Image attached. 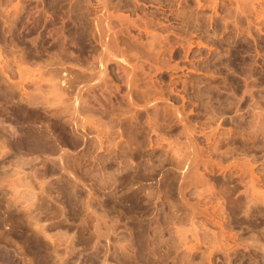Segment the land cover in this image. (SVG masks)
<instances>
[{"label":"rangeland","instance_id":"1","mask_svg":"<svg viewBox=\"0 0 264 264\" xmlns=\"http://www.w3.org/2000/svg\"><path fill=\"white\" fill-rule=\"evenodd\" d=\"M104 3L113 15L132 19L127 20L131 27L124 20L122 28L117 19L108 21V32L114 28L116 34L106 29L103 39L109 35L113 41L97 32L107 25L98 17ZM99 22L103 26L94 27ZM149 34L162 46V53L153 52L158 58L148 48ZM103 41L117 45L108 47ZM114 55L122 56L121 64ZM143 77L164 98L153 106L145 103ZM90 81L97 86L92 82L94 88L81 96L88 104L84 108L80 97L76 105L86 126L79 122L77 130L87 137L74 148L63 146L59 128L73 115L65 103L74 104L68 99L76 86ZM0 82V264H23L14 255L30 256L28 264H264V0H0ZM46 87L52 88L53 100ZM57 92L56 97L69 96L65 103L67 97L60 98L64 105L54 98ZM35 116L47 124L36 122ZM4 121L18 130L15 135ZM23 202L32 205L27 208Z\"/></svg>","mask_w":264,"mask_h":264},{"label":"bare ground","instance_id":"2","mask_svg":"<svg viewBox=\"0 0 264 264\" xmlns=\"http://www.w3.org/2000/svg\"><path fill=\"white\" fill-rule=\"evenodd\" d=\"M103 1H104V0H103ZM101 2H102V1H101ZM98 4H100V3H98ZM107 5H108L107 3H104V4H103V8H102L103 10H102V11H105V13H104V12L102 13V11H101V13H102V14H105V15H101V13H100V15L102 16V17H101L100 15L97 14L98 17H100L99 19H101L100 21H102V19H103V20L105 19L106 21H104V22H106V24H107L109 20L112 21V19H113V20L117 19L116 21L119 23V26L122 28L124 22H125V25H124V26H126L127 23H128V21L130 22V21L132 20L131 17L128 18V17H127L126 15H124V14H121V15H120V14H119L120 12H119L118 14H119L120 16H124V17L120 18V16H118V15H116V14L113 15L112 12H110V11H109V8H108V7H110V5H109V6H107ZM98 6H99V5H98ZM111 6H112V5H111ZM117 9H118V8H117ZM124 9H125V8H124ZM98 10H99V9H98ZM118 10H119V9H118ZM113 12H114V11H113ZM122 13H123V12H122ZM125 16H126V17H125ZM93 17H94V16H93ZM98 17H97V18H98ZM95 18H96V17H95ZM127 18H128V19H127ZM136 18H137V17H136ZM136 18H135V19H136ZM92 19H93V18H92ZM99 19H97V20L99 21ZM129 19H131V20H129ZM138 19H139V18H138ZM93 20H95V19H93ZM124 20H125V21H124ZM127 20H128V21H127ZM139 20H140V19H139ZM139 20H137V21H138V22H141V21H139ZM91 21H92V20H91ZM111 21H110V22H111ZM123 21H124V22H123ZM134 21H135V20H133V22H134ZM92 22H93V21H92ZM110 22H109V23H110ZM131 22H132V21H131ZM135 22H136V21H135ZM95 23H97V22L94 21V24H95ZM102 23H103V22H102ZM102 23L99 22V23L96 24V26H94V27H97V25H99V26H98V28H99L100 25H102ZM143 23H144V25H145V22H143ZM147 23H148V22H147ZM91 24H93V23H91ZM130 24L133 25L132 23H129L128 25H130ZM103 25H104V27H103V28L101 27V28H102L101 32L98 31V30H100V29L97 30L98 33H102V36H101V34H98L99 36L102 37V39H103V32H102V31H104V30L106 31V29H107V32H108V28H109V24L105 25V24L103 23ZM103 25H102V26H103ZM128 25H127V26H128ZM131 25H130V27H131ZM136 25H137V23H136ZM136 25H135V27H138V26H136ZM140 25H142V23H141ZM105 26H106V28H105ZM111 27H114V25H112ZM115 27H116V26H115ZM139 27H140V26H139ZM141 27H142V26H141ZM92 28H93V26H92ZM104 28H105V29H104ZM132 28H133V27H132ZM143 28H144V26H143ZM143 28H142V31H144L145 29H147V27H146L144 30H143ZM109 29H110V28H109ZM113 29H114V28H113ZM113 29H112V32L115 33L116 29H114L115 31H113ZM127 29H128V27H127ZM127 29H126V33L128 32ZM137 29H138V28H137ZM117 30H118V29H117ZM120 30H121V29L119 28V31H120ZM55 31H56V30H55ZM61 32H62V31H61ZM107 32H105V33L107 34ZM109 32H110V30H109ZM109 32H108V33H109ZM146 32H147V30H145V33H146ZM148 32H149V31H148ZM148 32H147V33H148ZM105 33H104V34H105ZM114 33H111V32H110V34H112V35H113ZM117 33L120 34V32H118V31H117ZM126 33H125V34H126ZM93 34H94V32H93ZM115 34H116V33H115ZM127 34H128V33H127ZM139 34H140V33H139ZM91 35H92V34H91ZM117 35H118V34H117ZM122 35H123V34H122ZM149 35H150V37H152V38H151V40H150L151 42L149 41V42H150V46H148V48L150 47L149 49H153V50H152V53H153V52H154V53L161 52L162 50H160V48H161L162 46L160 45V43H159V44H156L155 41H156L157 39H156V40L154 39V38H156V37H154V36H156V35H155V34H154V35H153V34H149ZM151 35H153V36H151ZM61 36H62V35H61ZM95 36H96V35H95ZM99 36H98V38H100ZM105 36H106V35H104V39H105L106 37H108V40H107V41H109V39H110V41H113V40H114V38L112 39L109 35H107L106 37H105ZM118 36H119V35H118ZM161 37H162V36H161ZM164 37H165V36H164ZM65 38H66V37H65ZM122 38H124V37H122ZM157 38L161 39L160 36H158ZM62 39H63V37H62ZM102 39H101V40H102ZM104 39H103V40H104ZM115 39H116V38H115ZM126 39H127V38H126ZM134 39H135V38H134ZM152 39H154V41H153ZM159 39H158V40H159ZM64 40H65V39H64ZM95 40H97V39H95ZM129 40H130V39H129ZM163 40H164V39H163ZM165 40H166V38H165ZM99 41H100V40H99ZM105 41H106V39H105ZM105 41H103V43H105V44L107 43V44H106L107 46H108V43H109V44H111L112 47H114V48H115V46L117 45V43L119 42V41H117V39H116L117 43H116V42H105ZM124 41H125V40H124ZM127 41H128V40H127ZM95 42H96V41H95ZM101 42H102V41H101ZM122 42H123V41H122ZM122 42H121V43H122ZM152 42H153V43H152ZM154 42H155V43H154ZM163 42L165 43V41H163ZM163 42H161V44H162ZM97 43H98V42H97ZM103 43H102V46H103ZM113 43H115V44L113 45ZM157 43H158V42H157ZM33 44H34V43H33ZM124 44H125V43H124ZM131 44H132V43H131ZM146 44H147V43H146ZM153 44H154V45H153ZM106 45H105V46H106ZM132 45H133V44H132ZM140 45H142V43H141ZM143 45H144V44H143ZM155 45L157 46V48H158L159 45H160V48H158L157 51L154 49V48H155ZM162 45H163V44H162ZM63 46H64V45H63ZM65 46H66V45H65ZM102 46H101V47H102ZM107 46H106V47H107ZM144 46H145V45H144ZM144 46H143V47H144ZM106 47H105V48H106ZM108 47H110V45H109ZM112 47H111V48H112ZM145 47L147 48V45H146ZM58 48H59V47H58ZM103 48H104V47H103ZM146 48H145V50H146ZM157 48H156V49H157ZM62 49H63V48H62ZM139 49H140V48H139ZM149 49H148V50H149ZM60 50H61V49H60ZM65 50H66V49H65ZM108 50H110V49H108ZM121 50H123V49H121ZM121 50H120V51H121ZM124 50H125V49H124ZM137 50H138V49H137ZM143 50H144V49H143ZM145 50H144V51H145ZM148 50H147V53L149 52ZM159 50H160V51H159ZM14 51H15V50H14ZM102 51H103V50H102ZM102 51H101V52H102ZM112 51L115 52V51H117V49H116V50H115V49H114V50L112 49ZM42 52H43V51H42ZM68 52H70V51H68ZM106 52L108 53V51L105 50V53H106ZM110 52H111V51H110ZM117 52H118V51H117ZM117 52H116V54H117ZM123 52H124V51H123ZM135 52H136V51H135ZM34 53H35V52H34ZM107 53H106V54H107ZM111 53H112V52H111ZM120 53H121V52H120ZM126 53H127V52H126ZM152 53L150 52V54H152ZM154 53H153V54H154ZM161 53H162V52H161ZM161 53H160V54H161ZM38 54H39V51H38ZM62 54H63V53H62ZM70 54H71V53H70ZM118 54H119V53H118ZM121 54H122V53H121ZM132 54H133V53H132ZM132 54H130V56H132ZM137 54H139V51H138ZM150 54H149V56H150ZM12 55H13V54H12ZM64 55H65V54H64ZM112 55H113V54H112ZM134 55H135V54H134ZM134 55H133V56H134ZM157 55H158V54H157ZM162 55H163V54H162ZM55 56H56V54H55ZM66 56H67V55H66ZM71 56H72V55H70V57H71ZM109 56H110V55H109ZM109 56H108V57H109ZM114 56H115V55H114ZM118 56H119V55H118ZM118 56H115V57L118 58ZM122 56H123V54H122ZM122 56H121V57H122ZM130 56H129V58L131 59ZM149 56H148V57H149ZM154 56H155V58L157 57L155 54H154ZM164 56H165V54H164ZM46 57H47V56H46ZM57 57H58V56H57ZM75 57H76V56H75ZM100 57H102V54H101ZM111 57H112V56H111ZM121 57H120V58H121ZM127 57H128V56H127ZM127 57H126V58L124 57V58H125V59H128ZM137 57H138V56H137ZM151 57L154 58L153 55H152ZM8 58H9V57H8ZM102 58H103V57H102ZM116 58H115V59H116ZM120 58H118L119 60H117L118 63H119V61L121 60ZM149 58H150V57H149ZM155 58H154V60H156ZM157 58H158V57H157ZM168 58H169V57H168ZM58 59H59V58H58ZM58 59H57V60H58ZM143 59H144V58H143ZM146 59H147V58H146ZM161 59H162V58H161ZM161 59H160V61H161ZM4 60H5V59H4ZM45 60H46V59H45ZM49 60H50V59H49ZM51 60H52V59H51ZM72 60H73V59H72ZM101 60H104V59H101ZM157 60H158V59H157ZM164 60H165V59H164ZM166 60H167V59H166ZM22 61H23V60H22ZM60 61H61V60H60ZM97 61H98V60H97ZM114 61H115V60H114ZM123 61H124V60H123ZM17 62H18V61H17ZM50 62H52V61H50ZM70 62H71V61H70ZM101 62H102V61H101ZM127 62H129V61L127 60ZM133 62H134V61H133ZM136 62H137V61H136ZM154 62H155V61H154ZM162 62H163V61H162ZM164 62H165V61H164ZM44 63H45V62H44ZM64 63H65V62H64ZM83 63H84V62H83ZM95 63H96V62H95ZM99 63H100V62H99ZM102 63H103V65H104L105 62H102ZM115 63H116V62H115ZM130 63H131V62H130ZM137 63H138V62H137ZM167 63H168V62H167ZM16 64H17V63H16ZM25 64H26V63H25ZM27 64H28V63H27ZM52 64H53V63H52ZM61 64H62V63H61ZM61 64H60V65H61ZM86 64H87V63H86ZM120 64H121V61H120ZM131 64H133V63H131ZM4 65H5V64H4ZM7 65H8V64H7ZM49 65H50V64H49ZM53 65H54V64H53ZM66 65H67V64H66ZM135 65H136V64H135ZM139 65H140V64H139ZM165 65H166V64H165ZM15 66H19V67H21L20 65H15ZM22 66H23V65H22ZM28 66H29V65H28ZM28 66H27V67H28ZM54 66H55V65H54ZM69 66H70V65L68 64V67H69ZM73 66H74V65H73ZM73 66H72V67H73ZM82 66H83V65H82ZM117 66H118V64H117ZM119 66H121V65H119ZM24 67H25V66L22 67V70L26 68V67H25V68H24ZM37 67H38V66H37ZM37 67H36V68H37ZM45 67H46V66H45ZM45 67H44V68H45ZM59 67H60V66H59ZM59 67H58V68H59ZM78 67H79V66H78ZM93 67H94V66H93ZM123 67H124V66H123ZM127 67H128V66H127ZM132 67H133V65H132ZM132 67H131V68H132ZM16 68H18V67H16ZM28 68H29V67H28ZM28 68H27V69H28ZM30 68H31V67H30ZM36 68H34V70H35ZM38 68H41V67H38ZM44 68H42V69H44ZM47 68H48V66L46 67V69H47ZM52 68H54V67H52ZM61 68H62V66H61ZM80 68H82V67H80ZM87 68H88V67H87ZM96 68H97V67H96ZM121 68H122V67H121ZM135 68L137 69L136 66H135L133 69H135ZM148 68H150V66H148ZM2 69H3V68H2ZM9 69H10V68H9ZM14 69H15V68H14ZM54 69H56V68H54ZM70 69H71V68H70ZM75 69H76V68H75ZM77 69H79V68H77ZM98 69H99V68H98ZM122 69H123V68H122ZM128 69H129V68H128ZM128 69H125V70L127 71ZM139 69H140V68H139ZM139 69H138V70H139ZM142 69H144V68H142ZM142 69H141V71H142ZM151 69H152V68H151ZM155 69H156V68H155ZM7 70H8V69H7ZM16 70H17V69H16ZM31 70H32V69H31ZM39 70H40V69H39ZM44 70H45V69H44ZM65 70H66V69H65ZM73 70H74V69H73ZM84 70H86V69H84ZM88 70H89V69H88ZM101 70H102V69H101ZM18 71H19V69H18ZM18 71H17V72H18ZM23 71H24V70H23ZM27 71H28V70H27ZM63 71H64V70H63ZM79 71H80V69H79ZM79 71H78V72H79ZM98 71H99V70H98ZM102 71H103V70H102ZM102 71H100L101 74L104 73V72H102ZM105 71H106V70H105ZM118 71H119V70H118ZM123 71H124V70H123ZM126 71H125V73H126ZM133 71H134V70H133ZM136 71H137V70H136ZM19 72H21V71H19ZM29 72H31V71L29 70ZM29 72H26V73H29ZM33 72H34V73H37V72H35V71H33ZM51 72H52V71H51ZM60 72H61V71H60ZM66 72H67V71H66ZM69 72H70V71H69ZM71 72H72V71H71ZM80 72H83V71H80ZM92 72H93V71H92ZM94 72H95V70H94ZM128 72H129V71H128ZM128 72H127V73H128ZM137 72H138V71H137ZM139 72H140V71H139ZM2 73H3V72H2ZM13 73H14V71H13ZM26 73H24V74H26ZM38 73H40V72L38 71ZM41 73H42V72H41ZM41 73H40V75H41ZM43 73H44V72H43ZM57 73H58V72H57ZM62 73H63V72H62ZM88 73H89V72H88ZM95 73H96V72H95ZM95 73H93V74L95 75ZM100 73H99V74H100ZM125 73H124V74H125ZM127 73H126V74H127ZM129 73H130V72H129ZM132 73H133V72H132ZM147 73H148V71H147ZM154 73H155V72H154ZM7 74H8V73H7ZM19 74L24 75L23 72H22V73H19ZM31 74H32V73H31ZM50 74H51V73H50ZM69 74H70V73H69ZM73 74H75V72H74ZM82 74H83V73H82ZM91 74H92V73H91ZM91 74H90V77H91ZM93 74H92V75H93ZM97 74H98V73H97ZM99 74H98V75H99ZM106 74H107V72H106ZM126 74H125V75H126ZM130 74H131V73H130ZM130 74H129V75H130ZM133 74H134V73H133ZM133 74H131V75L133 76ZM136 74H137V73H136ZM136 74H134V75L136 76ZM144 74H145V73H144ZM144 74H143V75H144ZM1 75H2V74H1ZM42 75H43V74H42ZM51 75H52V74H51ZM56 75H57V74H56ZM66 75H67V74H66ZM77 75H78V74H77ZM104 75H105V73H104ZM104 75L102 74V75H100V76H101V77H105ZM140 75H141V74H140ZM143 75H142V76H143ZM148 75H149V74H148ZM150 75H151V72H150ZM150 75H149V76H150ZM152 75H153V73H152ZM33 76H34V75H33ZM60 76H61V73H60ZM60 76H59V78H60ZM62 76H63V75H62ZM64 76H65V75H64ZM73 76H74V75H73ZM126 76H128V75H126ZM138 76H139V75H138ZM8 77H9V76H8ZM27 77H28V75H27ZM27 77H26V78H27ZM29 77H31V76H29ZM53 77H55V76H53ZM57 77H58V76H57ZM57 77H56V78H57ZM66 77H67V76H66ZM69 77H70V76H69ZM86 77H87V76H86ZM106 77H107V76H106ZM1 78H3V77L1 76ZM6 78H7V77H6ZM21 78H22V77H21ZM24 78H25V77H24ZM31 78H32V77H31ZM38 78H39V76L37 77V79H38ZM41 78H42V77H41ZM41 78H40V79H41ZM44 78H45V76L43 77V79H44ZM67 78H68V77H67ZM74 78H76V77H74ZM77 78H79V77H77ZM98 78H99V77H98ZM107 78H108V77H107ZM125 78H126V77H125ZM128 78H129V77H128ZM134 78L136 79V77H134ZM134 78H133L132 80H133L134 82H136L137 80H135ZM139 78H140V77H139ZM146 78H147V77H143V79H142V81H143V82H142V86L146 88V89H144V91H143V92H144V95H145V93H146L145 96H147V98L145 97V99H146V102H145V103H146L147 105H149V102H150V106H153V105H155L154 102L157 101V103H158L160 100H162V99H164V98H163V97L161 98L162 94H160V90H159V92H158V91H157V88H156V89L154 88L155 86H153L152 81H151L149 78H148V79H146ZM12 79H13V78H12ZM19 79H20V78H19ZM40 79H39V80H40ZM48 79H49V78H48ZM48 79H47V80H48ZM82 79H83V77H82ZM87 79H88V78H87ZM95 79H96V78H95ZM95 79H94V81L96 82ZM105 79H106V78H105ZM121 79L123 80V78H121ZM126 79H127V78H126ZM1 80H2V79H1ZM13 80H14V79H13ZM13 80H12V81H13ZM17 80H18V78H17ZM22 80H23V79H22ZM26 80H28V78H27ZM32 80H33V79H32ZM39 80H38V81H39ZM41 80H42V79H41ZM53 80H54V78H53ZM64 80H65V79H64ZM66 80H67V79H66ZM97 80H98V82H99V79H97ZM107 80H108V79H107ZM138 80H139V79H138ZM8 81H9V80H8ZM18 81H20V80H18ZM59 81H60V80H59ZM62 81H63V79H62ZM75 81H77V80H75ZM78 81H79V80H78ZM94 81H92V82H94ZM100 81H101V79H100ZM102 81H103V78H102ZM109 81H110V80H109ZM109 81H108V82H109ZM127 81H128V80H127ZM14 82H15V81H14ZM14 82H12V84H15V86H16V84L19 85L18 82H17V83H14ZM23 82H25V81H23ZM33 82H34V81H33ZM33 82H32V83H33ZM40 82H41V81H40ZM43 82H44V81H43ZM57 82H58V81L55 82L56 85H57ZM82 82H83V81H82ZM82 82H81V83H82ZM90 82H91V81H90ZM92 82H91V83H86V82H85V84L82 83V84H83L82 86H81V85H80V86L77 85V86H76L77 89H76V87H75V89H76L75 91H76V92L72 94V96H73V95H74V96H73L72 98H71V96H70V97L68 96L69 99H68L67 96H65L67 93H66V94H63L65 97H64V96H61L62 94L60 95V93H59V97L57 96L59 99L56 97V95H57L58 92H59V91L57 90V88H58L59 86L61 87V85H57V88L55 89L56 91H58V92L55 94V96H54V98L56 99L57 103L60 102V98H61V97L63 98V100H64V98L67 97V98L65 99L64 103L67 101V99H68V100L72 99V101H73V103H74V104H71V105H70V101H68V102L65 103V104H68V106H69L68 109H69L70 107L73 109V111H71V113H72L73 115H71L70 112H69V114L72 116V117L70 118V122L68 121L70 124L68 123V125H67V124H66V125H64V124H63V125H60L59 133H58V131L56 130L57 133H58V137H59V139H60V142L63 144V146H64V145H66V146H67V145H70L71 147L74 148L75 146H77L76 144H78L77 141H84V139L87 137V136L85 137V134H83V135H84V136H83V135L77 130V129H79L78 126H79L80 124H82V127H81V128H83V127L85 126V124L83 125V122L81 123V122L79 121V119L81 118V116H80V115H77L78 110H77V106H76V105L78 104L77 102L80 103L79 99H80V97H81L82 95H84L83 92H87V93H88L90 88H94L95 85L97 86V83H95V82H94L95 84H94V86H93V85H92ZM104 82H106V81H104ZM128 82H130V81H128ZM134 82H133V84H134ZM137 82H138V81H137ZM139 82H140V80H139ZM0 83H1V82H0ZM20 83H22V81H20ZM37 83H38V82H37ZM50 83L53 84V82H50ZM59 83H61V81H60ZM69 83H70V82H69ZM69 83H68V84H69ZM71 83H74V82H71ZM112 83H113V82H112ZM140 83H141V82H140ZM2 84H3V83H2ZM23 84H24V83H23ZM27 84H28V83H27ZM38 84H39V83H38ZM41 84H42V83H41ZM48 84H49V83H48ZM99 84H100V83H99ZM99 84H98V85H99ZM104 84H105V83H104ZM109 84H110V83H109ZM125 84H126V83H125ZM128 84L131 86L130 83H128ZM133 84H132V85H133ZM20 85H21V84H20ZM33 85H34V84H33ZM49 85H50V84H49ZM49 85H48V86H49ZM53 85H54V84H53ZM53 85H52V87H53ZM63 85H64V84H63ZM63 85H62V86H63ZM65 85H66V84H65ZM71 85H72V84H71ZM74 85H75V84H74ZM105 85H106V84H105ZM105 85H104V86H105ZM110 85H111V84H110ZM113 85H116V84H113ZM126 85H127V84H126ZM134 85H135V88H136V89H135V88H134V89L137 90V86H138L137 83H135ZM1 86H2V85H1ZM6 86H7V85H6ZM23 86H24V85H23ZM31 86H32V85H31ZM46 86H47V85H46ZM50 86H51V85H50ZM9 87H10V86H9ZM43 87H45V86H43ZM54 87H56V86H54ZM69 87H70V86H69ZM100 87H101V86H100ZM100 87H99V88H100ZM13 88L15 89L14 85H13ZM17 88H18V87H17ZM17 88H16V89H17ZM19 88H20V87H19ZM41 88H42V87H41ZM97 88H98V87H97ZM110 88H111V87H110ZM116 88H118V87H116ZM116 88H115V89H116ZM131 88H132V87H131ZM23 89H25V88H23ZM44 89L47 90L48 87L43 88V90H44ZM59 89H60V91H61L62 88H59ZM140 89H141V88H140ZM9 90H10V89H9ZM11 90H12V88H11ZM30 90H32V89H30ZM30 90H29V91H30ZM46 90H44V91H46ZM48 90H49V91H48L49 93H48L47 91H46V92H47V94H49L48 96H51L50 91L52 90V88H51V89L49 88ZM90 90H91V89H90ZM100 90H101V89H100ZM104 90H105V89H104ZM104 90H103V91H104ZM108 90H109V89H108ZM116 90H117V89H116ZM130 90H131V89H130ZM142 90H143V89H142ZM13 91H14V90H13ZM16 91H17V90H16ZM18 91H19V90H18ZM21 91H22V90H21ZM39 91H40V90H38V92H39ZM56 91H55V92H56ZM62 91H64V90H62ZM101 91H102V90H101ZM106 91H107V90H106ZM109 91H110V90H109ZM109 91H108V92H109ZM30 92H32V91H30ZM36 92H37V90H36ZM40 92H41V91H40ZM40 92H39V93H40ZM42 92H43V91H42ZM53 92H54V89H53ZM55 92H54V93H55ZM65 92H66V91H65ZM92 92H93V90H92ZM116 92H117V91H116ZM126 92H127V91H126ZM126 92H125V93H126ZM135 92H136V94L138 93L137 91H135ZM143 92H142V93H143ZM20 93H21V92H20ZM32 93H33V92H32ZM32 93H31V94H32ZM54 93H53L52 95H54ZM61 93H63V92H61ZM87 93H86V94H87ZM97 93H98V92H97ZM100 93H101V92H100ZM125 93H124V94H125ZM132 93H133V90H132ZM17 94H18V93H17ZM41 94H42V93H41ZM44 94H45V93H44ZM89 94H90V93H89ZM89 94H88V95H89ZM111 94H112V92H111ZM122 94H123V93H122ZM122 94H120V95H122ZM129 94H131V93H129ZM10 95H11V93H10ZM21 95H22V94H21ZM88 95H87V96H88ZM95 95H96V94H95ZM95 95H94V97H95ZM101 95H102V94H101ZM138 95H139V94H138ZM18 96H19V95H18ZM25 96H26V95H25ZM25 96H24V97H25ZM39 96H40V95H39ZM42 96H43V94L41 95V97H42ZM102 96H103V95H102ZM104 96H105V95H104ZM104 96H103V97H104ZM127 96H128V95H127ZM139 96H141V95H139ZM142 96H143V95H142ZM142 96H141V97H142ZM22 97H23V96H22ZM84 97H85V96H84ZM96 97H97V96H96ZM98 97H99V96H98ZM103 97H102V98H103ZM105 97H106V96H105ZM130 97H131V96H130ZM46 98H47V96H46ZM48 98H49V97H48ZM48 98H47V99H48ZM51 98H52V96H51ZM51 98H50V99H51ZM81 98H83V97H81ZM99 98H100V97H99ZM122 98H123V97H122ZM21 99H22V98H21ZM41 99H42V98H41ZM84 99H85V98H83V100H84ZM109 99H111V98H109ZM128 99H129V98H128ZM128 99H127V101H128ZM143 99H144V98H143ZM145 99H144V100H145ZM44 100H45V99H44ZM51 100H53V98H52ZM58 100H59V101H58ZM63 100H61V102H60V104H62V105H64V104H63ZM90 100H91V98H90ZM96 100H97V99H95V101H96ZM106 100H107V99H106ZM16 101H17V100H16ZM23 101H24V100H23ZM46 101H47V100H46ZM48 101H49V100H48ZM48 101H47V102H48ZM54 101H55V100H54ZM54 101H52V102H54ZM97 101H98V100H97ZM41 102H42V101H41ZM43 102H44V101H43ZM81 102H82V100H81ZM125 102H126V101H125ZM131 102H132V101H131ZM133 102H134V101H133ZM147 102H148V103H147ZM161 102H162V101H161ZM45 103H46V102H45ZM71 103H72V102H71ZM82 103H83V102H82ZM86 103L88 104V101L86 102V99H85V102H84L85 106H84V108L86 107ZM99 103H100V102H99ZM129 103H130V102H129ZM38 104H39V103H38ZM47 104H48V103H47ZM52 104H53V103H52ZM55 104H56V102H55ZM55 104H53V105H55ZM58 104H59V103H58ZM92 104H93V103H92ZM127 104H128V103H127ZM130 104H131V103H130ZM130 104H129V105H130ZM151 104H152V105H151ZM160 104H161V103H160ZM1 105H2V104H1ZM49 105H50L49 107H52L51 104H49ZM56 105H57V104H56ZM62 105H61V106H62ZM72 105H73V106H72ZM80 105H82V104H80ZM80 105H79V106H80ZM102 105H103V104H102ZM134 105H135V104H134ZM143 105L146 106L145 104H143ZM8 106H9V105H8ZM16 106H18V105H16ZM44 106H46V105H44ZM79 106H78V107H79ZM88 106H89V105H88ZM135 106H137V104H136ZM135 106H134V107H135ZM160 106H161V105H160ZM39 107H40V106H39ZM62 107H63V106H62ZM66 107H67V106H66ZM66 107H64V109H65ZM80 107H81V106H80ZM90 107H92V106H90ZM96 107H97V106H96ZM96 107H95V108H96ZM131 107H132V106H131ZM2 108H3V107H2ZM19 108H20V107H19ZM55 108H56V109L59 108V105H58V107H57V106H54V110H55ZM60 108H61V107H60ZM98 108H99V106H98ZM111 108H112V106H111ZM146 108H147V107H146ZM64 109H63V110H64ZM92 109H93V108H92ZM133 109H134V108H133ZM46 110H47V109H46ZM52 110H53V108H52ZM52 110H51V111H52ZM90 110H91V109H90ZM101 110H102V107H101L100 111H101ZM107 110H108V109H107ZM124 110H125V109H124ZM22 111H23V110H22ZM60 111H61V113H62V108H61ZM66 111H67V108L64 110V112H66ZM68 111H70V110H68ZM82 111H83V110H82ZM95 111H96V110H95ZM103 111H104V110H103ZM49 112H50V111H49ZM64 112H63V113H64ZM97 112H98V111H97ZM24 113H25V112H24ZM53 113H54V111H53ZM53 113H52V114H53ZM55 113H57V112H55ZM66 113H67V112H66ZM66 113H65V114H66ZM108 113H109V112H108ZM119 113H120V112H119ZM123 113H124V112H123ZM32 114H33V113H32ZM39 114H40V113H39ZM114 114H115V113H114ZM8 115H9V114H8ZM15 115H16V114H15ZM53 115H55V114H53ZM53 115H52V116H53ZM85 115H86V114H85ZM94 115H95V114H94ZM100 115H101V114H100ZM117 115H118V114H117ZM132 115H133V114H132ZM6 116H7V115H6ZM77 116H80V118L77 117ZM83 116H84V115H83ZM123 116H124V115H123ZM126 116H127V115H126ZM128 116H129V115H128ZM24 117H25V116H24ZM62 117H64V115H62ZM67 117H68V116H67ZM87 117H88V116H87ZM116 117H117V116H116ZM124 117H125V116H124ZM129 117H130V116H129ZM133 117H134V116H133ZM2 118H3V117H2ZM11 118H12V117H11ZM30 118H33V116H32V117L29 116V120H30ZM34 118H35V121H36V120H37V119H36V116H35ZM78 118H79V119H78ZM82 118H83V117H82ZM82 118H81V119H82ZM84 118H85V117H84ZM125 118H126V117H125ZM48 119H49V118H48ZM64 119H65V118H64ZM87 119H88V118H86V120H87ZM90 119H92V117H91ZM119 119L121 120L120 117H119ZM122 119H123V118H122ZM131 119H132V118H131ZM0 120H1V119H0ZM51 120H52V122H53V118H52ZM56 120L59 121L60 119H59V120L56 119ZM83 120H84V119H83ZM93 120H94V119H93ZM93 120H92V121H93ZM120 120H119V121H120ZM7 121H8V120H7ZM32 121H33V120H32ZM32 121H31V122H32ZM37 121H38V120H37ZM37 121H36V122H37ZM39 121H40V122H39ZM39 121H38V123H41V120H39ZM48 121H49V120H48ZM54 121H55V120H54ZM88 121H89V119L87 120L86 123H89ZM126 121H127V120H126ZM181 121H182V120H181ZM4 122H5V121H4ZM27 122H29V121L27 120ZM66 122H67V121H66ZM66 122H64V123H66ZM79 122H80V124H79ZM98 122H99V121H98ZM98 122H97V123H98ZM129 122H130V121H129ZM131 122H132V121H131ZM5 123H6V122H5ZM9 123H10V122H9ZM33 123H34V122H33ZM56 123H57V122L55 121V124H56ZM90 123H91V122H90ZM95 123H96V121H95ZM95 123H94V124H95ZM119 123H120V122H119ZM6 124H7V123H6ZM28 124H30V122H29ZM41 124H44V123L42 122ZM45 124H47V123H45ZM45 124H44V125H45ZM49 124H51L50 121H49L48 125H49ZM53 124H54V123H53ZM59 124H60V123H59ZM0 125H1V124H0ZM7 125H9V124H7ZM24 125H25V124H24ZM34 125H35V124H34ZM36 125L39 126L38 124H36ZM44 125H43V126H44ZM56 125H57V124H56ZM97 125H98V124H97ZM3 126H4V125H3ZM30 126H31V125H30ZM46 126H47V125H46ZM67 126H69V128H67ZM28 127H29V125H28ZM39 127H40V126H39ZM44 127H45V126H44ZM48 127H50V126H48ZM48 127H47V128H48ZM54 127H55V126H54ZM56 127H57V126H56ZM70 127H71V128H70ZM29 128H30V127H29ZM40 128H41V127H40ZM45 128H46V127H45ZM51 128H52V127H50V131H51V132L54 131L55 128H53V130H52ZM85 128H86V126H85ZM105 128H106V130H108L107 127H105ZM3 129H4V128H3ZM6 129L9 130V132H10L12 135H15L16 132L18 131V130L16 131V128H15L14 126H12V124L9 125V126H7ZM56 129H57V128H56ZM7 130H6V131H7ZM28 130H29V129H28ZM83 130H84V129H83ZM96 130H97V128H96ZM104 130H105V129H104ZM31 131H32V128H31ZM31 131L29 130L30 135L33 133V132L31 133ZM85 131H86V130H85ZM85 131H83V132H85ZM87 131H88V130H87ZM119 131L121 132V130H119ZM184 131H185V130H184ZM4 132H5V131H4ZM22 132H23V131H22ZM46 132H47V131H46ZM54 133H55V131H54ZM54 133H53V134H54ZM85 133H86V132H85ZM108 133H109V131H108ZM122 133H123V132H122ZM185 133H186V132H185ZM8 134H9V133H8ZM11 134H10V135H11ZM17 134H18V133H17ZM36 134H37V133H36ZM50 134H51V133H50ZM96 134H97V133H96ZM103 134H105V133H103ZM125 134H126V133H125ZM188 134H189V133H188ZM12 135H11V136H12ZM34 135H35V133H34ZM34 135H33V136H34ZM42 135H43V134H42ZM97 135H98V134H97ZM106 135H108V134H106ZM117 135H118V134H117ZM127 135H128V134H127ZM189 135H190V134H189ZM16 136H17V135H16ZM39 136H40V135H39ZM39 136H38V134H37V139H38ZM50 136H51V135H50ZM54 136H55V135H54ZM92 136H93V135H92ZM92 136H90V137H92ZM120 136H122V135H120ZM13 137H15V136H13ZM18 137H19V136H18ZM55 137H56V136H55ZM55 137H52V138L56 139ZM103 137H104V136H103ZM129 137H130V136H129ZM35 138H36V137H35ZM41 138H42V137H41ZM41 138H40V139H41ZM186 138H187V137H186ZM3 139H4V138H3ZM49 139H50V138H49ZM14 140H15V139H14ZM17 140H18V139H17ZM26 140H27V139H26ZM42 140H43V139H42ZM42 140H41V141H42ZM86 140H88V139H86ZM89 140H90V139H89ZM190 140H191V138H190ZM53 142H56V140L53 141ZM58 142H59V141H58ZM58 142H57V144L54 143L55 145H57V147L59 146V145H58ZM87 142H88V141H87ZM40 143H41V142H40ZM82 143H83V142H82ZM0 144H2V143H0ZM62 144H61V145H62ZM5 145H6V144H5ZM5 145H4V146H5ZM38 145H41V144H38ZM61 145L59 146L60 148L62 147ZM80 145H81V144H80ZM83 145H84V144H83ZM1 146H3V145H1ZM1 146H0V147H1ZM3 148H4V147H3ZM60 148H59V149H60ZM77 148H78V147H77ZM80 149H81V146H80ZM0 150H1V149H0ZM54 150H56V149H54ZM62 150H63V152H65V151H67V150L70 151L69 149L65 150V148L62 149ZM64 150H65V151H64ZM77 150H79V149H77ZM60 151H61V150H60ZM68 151H67V152H68ZM55 152H56V151H55ZM0 153H2V152H0ZM3 153H4V152H3ZM58 153H59V152H58ZM65 153H66V152H65ZM72 153H74V152H72ZM72 153H71V154H72ZM4 154H5V153H4ZM35 154H36V153H35ZM40 154H41V153H40ZM61 154H62V153H61ZM71 154H70V155H71ZM20 155H21V154H20ZM37 155H38V154H37ZM45 155H46V154H45ZM45 155H44V156H45ZM59 155H60V154H59ZM72 155H73V154H72ZM191 155H192V154H191ZM21 156H22V155H21ZM31 156H32V155H30V157H31ZM57 156H58V155H57ZM0 157H1V156H0ZM18 157H19V156H18ZM24 157H25V156H24ZM30 157H29V158H30ZM45 157H46V156H45ZM48 157H49V156H48ZM54 157H56V156H54ZM58 157H59V159H57ZM58 157L55 158V159H57L58 162H60V160L62 161V159H60V158H62V156H58ZM68 157H69V156H68ZM84 157H85V156H84ZM192 157H193V156H192ZM194 157H195V156H194ZM196 157H197V156H196ZM196 157H195V158H196ZM15 158H16V157H15ZM22 158H23V157H22ZM34 158H35V157H34ZM41 158H42V157H41ZM49 158H50V157H49ZM184 158H185V157H184ZM19 159H20V158H19ZM30 159H31V158H30ZM52 159H54V158H52ZM55 159H54V161H55ZM67 159H68V158H67ZM198 159L201 160L200 158H198ZM198 159H196V160H198ZM21 160H22V159H21ZM25 160H26V159H25ZM33 160H34V159H33ZM63 160H64V159H63ZM182 160H183V159H182ZM199 160H198V161H199ZM6 161H7V160H6ZM23 161H24V159H23ZM26 161H27V160H26ZM38 161H39V160H38ZM40 161H41V160H40ZM42 161H43V159H42ZM66 161H67V160H66ZM66 161H65V162H66ZM71 161H72V160H71ZM180 161H181V160H180ZM186 161H187V160H186ZM190 161H192V160H190ZM190 161H189V162H190ZM193 161H195V160L193 159ZM193 161H192V163H195V162H196V161H195V162H193ZM198 161H197V162H198ZM24 162H25V161H24ZM45 162H46V159H45ZM51 162H52V161H51ZM62 162H63V161H62ZM197 162H196V164L199 165V162H198V163H197ZM25 163H26V162H25ZM36 163H37V162H36ZM36 163H35V164H36ZM41 163H42V162H41ZM43 163H44V162H43ZM180 163H181V162H180ZM200 163H201V162H200ZM32 164H33V162H32ZM35 164H34V165H35ZM52 164H53V163H52ZM60 164H61V163H59V165H60ZM63 164H64V163H63ZM63 164H61V165H63ZM183 164H184V163H183ZM190 164H191V163H190ZM21 165H24V164H21ZM34 165H33V166H34ZM44 165H45V164H44ZM59 165L57 164V166H59ZM61 165H60V167H61ZM66 165H67V164H66ZM187 165H189V164H187ZM69 166H70V165H69ZM69 166H68V167H69ZM71 166H72V165H71ZM179 166H180V164H179ZM12 167H13V166H12ZM41 167H42V166H40V168H41ZM49 167H50V166H49ZM62 167H63V166H62ZM62 167H61L60 169H62ZM196 167H198V166H197V165H194V170H193V172H196ZM33 168H34V167H33ZM35 168H36V167H35ZM35 168H34V169H35ZM42 168H43V167H42ZM63 168H64V167H63ZM66 168H67V167L64 168V171L66 170ZM69 168H70V167H69ZM182 168H183V166H182ZM192 168H193V166H191V167L189 168V170L187 169V171H185V173H188V171H189V172L192 171V170H191ZM2 169H3V168H2ZM5 169H6V168H5ZM11 169H12V168H11ZM36 169H37V168H36ZM180 169H181V168H180ZM184 169H185V168H184ZM184 169H183V171H184ZM7 170H8V169H7ZM29 170H31V169H29ZM68 170H69V171H68ZM68 170H66V172H69V173H70V172H71L70 169H68ZM74 170H75V169H74ZM11 171H12V170H11ZM33 171H34V170H33ZM33 171H32V174L35 175V173H33ZM38 171H39V168H38ZM38 171H37V172H38ZM40 171H41V170H40ZM51 171H52V170H51ZM53 171H54V170H53ZM19 172H21V171H19ZM19 172H18V173H19ZM29 172H30V171H29ZM29 172H28V174H29ZM37 172H36V173H37ZM60 172H61V171H60ZM66 172H65V173H66ZM193 172H192V173H193ZM12 173H13V172H12ZM18 173H17V174H18ZM24 173H25V172H24ZM43 173H44V171H43ZM63 173H64V172H63ZM63 173H61V174H63ZM179 173H180V172H179ZM185 173H184L183 175H185ZM7 174H8V173H7ZM14 174H15V173H14ZM19 174H21V173H19ZM19 174H18V175H19ZM30 174H31V173H30ZM46 174H47V173H46ZM52 174H53V173H52ZM58 174H59V173H58ZM66 174H67V173H66ZM71 174H72V173H71ZM71 174L69 175V177L72 176ZM74 174H75V173H74ZM74 174H73V175H74ZM9 175H10V174H9ZM18 175H17V176H18ZM56 175H57V174H56ZM67 175H68V174H67ZM177 175H178V174H177ZM187 175H188V174H187ZM187 175H186V177H187ZM189 175H190V174H189ZM15 176H16V175H15ZM17 176H16V177H17ZM29 176H30V175H29ZM36 176H37V175H36ZM39 176H40V175H39ZM44 176H45V175H44ZM52 176H55V174L52 175ZM59 176H60V175H59ZM84 176H85V175H84ZM16 177H15V178H16ZM20 177H22V176L20 175ZM46 177L48 178L49 176H46ZM55 177H56V176H55ZM55 177H54V178H55ZM57 177H58V176H57ZM64 177H65V176H64ZM74 177L78 178L77 175L74 176ZM74 177H72V178H73L72 180L74 181V179H75V182H76L77 179L74 178ZM5 178H6V177H5ZM10 178H11V177H10ZM13 178H14V177H13ZM30 178H31V176H30ZM39 178H41V177H39ZM42 178H43V177H42ZM54 178H53V179H54ZM84 178H85V177H84ZM180 178H182V177H180ZM183 178H185V176H183ZM31 179H32V178H31ZM33 179H34V178H33ZM78 179H80V178H78ZM4 180H5V179H4ZM11 180H12V179H11ZM13 180H14V179H13ZM40 180H41V179H40ZM43 180H44V179H43ZM57 180H59V179H57ZM63 180H64V179H63ZM68 180H69V179H68ZM80 180H81V179H80ZM184 180L186 181V179H184ZM184 180H183V181H184ZM21 181H22V180H21ZM24 181H25V180H24ZM37 181H38V180H37ZM41 181H42V180H41ZM41 181H39V183H38V182H37V183L35 182V183L37 184V186H38V184L41 185V184H40ZM44 181H47V180L45 179ZM44 181H42V182H44ZM48 181H50V180H48ZM48 181H47V183H48ZM55 181H56V180H55ZM61 181H62V180H61ZM82 181H83V180H82ZM185 181H184V182H185ZM187 181H188V180H187ZM2 182H3V181H2ZM12 182H13V181H12ZM15 182H16V181H15ZM53 182H54V181H53ZM57 182H58V181H57ZM86 182H87V181H86ZM6 183H8V182H6ZM21 183H22V182H21ZM47 183L45 182V184H47ZM54 183H55V182H54ZM81 183H84V182H81V181H80V184H81ZM87 183H88V182H87ZM179 183H180V181H179ZM42 184L44 185V183H42ZM59 184H61L60 181H59ZM65 184H66V183H65ZM74 184H75V183H74ZM84 184H85V183H84ZM181 184H182V182L180 183V185H181ZM184 184H185V183H184ZM3 185H4V184H3ZM19 185H20V184H19ZM19 185H18V186H19ZM25 185H26V183H25ZM30 185H31V184H30ZM48 185H49V184H48ZM71 185H72V183H71ZM78 185H79V184H78ZM8 186L10 187V185H8ZM8 186H7V187H8ZM26 186H28V185H26ZM41 186H42V185H41ZM44 186H45V185H44ZM52 186H54V185H52ZM66 186H67V185H66ZM83 186L85 187V185H83ZM83 186H82V187H83ZM181 186H182L183 188H185L183 184H182ZM12 187L14 188V185H13ZM12 187H11V188H12ZM16 187H17V186H16ZM20 187H23V185H22V186H19V188H16V189L18 190V189H20ZM38 187H39V186H38ZM48 187H50V186H48ZM48 187H47V188H48ZM67 187H68V186H67ZM75 187H76V186H75ZM77 187H78V186H77ZM182 187H181V188H182ZM5 188H6V187H5ZM27 188H29V187H27ZM27 188H26V189H27ZM87 188H88V187H87ZM23 189H24V188H23ZM38 189H39V188H38ZM40 189H41V187H40ZM43 189H45V187H44ZM51 189H52V188H51ZM54 189H55V188H54ZM74 189H75V188H74ZM8 190H10V189H8ZM21 190H22V188L20 189V191H21ZM27 190H28V189H27ZM30 190H32V189H30ZM49 190H50V189H49ZM49 190L47 189V191H49ZM72 190H73V189H72ZM76 190H77V188H76ZM80 190H81V189H79V191H80ZM12 191H13V190H12ZM22 191H23V190H22ZM28 191H29V190H28ZM44 191H45V190H43V193H45ZM55 191H56V190H55ZM55 191H54V192H55ZM85 191H87V190H85ZM8 192H10V191H8ZM83 192H84V191H83ZM87 192H90V191H87ZM2 193H3V192H2ZM13 193L15 194V193H17V192L14 191ZM13 193H10V194H13ZM18 193H19V191H18ZM18 193H17V194H18ZM38 193H40V192H38ZM47 193H48V192H47ZM58 193H59V192H58ZM71 193H72V192H71ZM10 194H9V195H10ZM19 194H20V193H19ZM26 194H27V193H26ZM30 194H32V193H30ZM30 194H29V195H30ZM34 194H35V193H34ZM45 194H46V193H45ZM45 194H43V195H45ZM48 194H49V193H48ZM50 194H52V193L50 192ZM74 194H76V193H74ZM1 195H2V194H1ZM5 195H6V194H5ZM9 195H8V196H9ZM38 195H39V194H38ZM57 195H58V194H57ZM57 195H56V198H59V195H58V197H57ZM70 195H71V194H70ZM10 196H11V195H10ZM25 196H26V195H25ZM36 196H37V195H36ZM12 197H13V196H12ZM14 197H16V196H14ZM22 197H23V196H22ZM29 197H31V196H29ZM29 197H28V198H29ZM43 197H44V196H43ZM43 197H42V198H43ZM46 197H47V196H46ZM48 197H49V195H48ZM48 197H47V198H48ZM52 197H53V195L51 196V198H52ZM28 198H27V199H28ZM39 198H41V196H39ZM54 198H55V197H54ZM76 198H77V196H76ZM9 199H10V198H9ZM19 199H21V198H19ZM31 199H32V198H31ZM35 199H36V197L34 198V196H33V201H34ZM4 200H5V199H4ZM16 200H17V199H16ZM21 200H22V199H21ZM41 200H42V199H41ZM50 200H51V199H50ZM54 200H55V199H54ZM54 200H53V201L51 200V201H52L51 203L54 204V203L57 202L56 200H55V202H54ZM61 200H62V199H61ZM87 200H88V197H87ZM0 201H1V200H0ZM13 201H14V200H13ZM26 201H27V200H26ZM31 201H32V200H31ZM36 201H38V199H37ZM44 201H45V200H44ZM47 201H48V200H47ZM72 201H73V200H72ZM76 201H77V200H76ZM79 201H80V200H79ZM15 202H16V201H15ZM29 202H30V201H29ZM87 202H88V201H87ZM9 203H10V202H9ZM23 203H24V202H23ZM27 203H28V202H26V204H27ZM35 203H36V202H35ZM63 203H64V202H63ZM0 204H1V203H0ZM26 204L24 203V205H23V204H22V205L25 206ZM33 204H34V203H33ZM57 204H58V203H57ZM59 204H60V203H59ZM59 204H58V206H59ZM87 204H88V203H87ZM10 205H11V204H10ZM17 205H19V204H17ZM20 205H21V204H20ZM28 205L31 206L32 204L30 203V204H28ZM28 205H26V207H27ZM35 205H36V204H35ZM39 205H41V204L39 203ZM43 205H44V204H43ZM45 205H46V204H45ZM60 205H61V204H60ZM76 205H77V204H76ZM76 205H75V206H76ZM55 206H56L57 209L61 207V206H60V207H57V205H55ZM64 206H65V205H64ZM77 206H78V205H77ZM79 206H80V205H79ZM81 206H82V205H81ZM86 206H87V205H86ZM4 207H5V205H4ZM13 207H14V206H13ZM49 207H50V205H49ZM49 207H48V208H49ZM62 207H63V205H62ZM65 207H66V206H65ZM7 208H8V207H7ZM14 208H15V207H14ZM16 208H17V206H16ZM27 208H28V207H27ZM38 208H39V206H38ZM88 208H89V207H88ZM3 209H4V208H3ZM18 209H19V208H18ZM23 209H24V208H23ZM29 209H30V207H29ZM29 209H28V210H29ZM52 209H53V208H52ZM1 210H2V209H1ZM15 210H16V209H15ZM47 210H48V209H47ZM85 210L87 211L88 209L86 208ZM9 211H10V210H9ZM11 211H12V209H11ZM23 211H24V210H23ZM32 211H33V210H32ZM5 212H6V211H5ZM5 212H3V213H5ZM7 212H8V211H7ZM18 212H19V211H18ZM18 212H16V213H18ZM26 212H29V211H26ZM30 212H31V210H30ZM84 213H86V212H84ZM1 214H2V213H1ZM6 214H7V216H8L9 213H6ZM29 214H30V213H29ZM26 215H27V214H26ZM26 215H25V216H26ZM31 215H32V214H30V216H31ZM0 216H1V215H0ZM30 216H29V217H30ZM15 217H16V216H15ZM20 217H21V216H20ZM27 217H28V216H27ZM29 217H28V220H29ZM6 218H7V217H6ZM6 218H4V219H6ZM21 218H22V217H21ZM25 218H26V217H25ZM31 218H32V217H31ZM4 219H3V220H4ZM32 219H33V218H32ZM34 219H35V218H34ZM0 220H1V219H0ZM19 220H20V219H19ZM28 220H27V221H28ZM4 221H5V220H4ZM10 221H11V220H10ZM10 221H9V222H10ZM84 221H85V220H84ZM7 222H8V220H7ZM12 222H13V221H12ZM14 222H15V221H14ZM23 222H24V221H23ZM34 222H36V221H34ZM18 223H19V222H18ZM24 223H25V222H24ZM29 223H32V222H31V219L29 220ZM3 224H4V223H3ZM7 224H8V223H7ZM9 224H10V223H9ZM11 224H12V223H11ZM33 224H34V223H33ZM13 225H14V224H13ZM13 225H12V226H13ZM18 226H19V225H18ZM21 226H22V225H21ZM21 226H20V227H21ZM18 228H19V227H18ZM18 228H17V229H18ZM24 228H25V227H24ZM9 229H11V228H9ZM14 229H15V228H14ZM21 229H22V228H21ZM15 231H16V230H15ZM25 231H26V230H25ZM8 232L10 233V231H8ZM12 233H13V232H12ZM20 233H21V232H20ZM18 234H19V233H18ZM1 235H2V234H1ZM20 235H21V234H20ZM1 238H2V237H1ZM1 238H0V239H1ZM33 242H34V241H33ZM1 244H2V243H1ZM20 248H21V247H20ZM10 249H11V248H10ZM31 249H32V248H31ZM13 250H15V249H13ZM8 251H9V250H8ZM12 254H13V253H12ZM14 254H15V252H14ZM10 255H11V254H10ZM6 256H7V255H6ZM14 257H15L16 259H18L19 262H21V263L24 264L30 256H28V258H26V257H23L22 255H20V256H18V255H17V256L14 255L13 258H14ZM2 258H3V262H4V259H6V258H4L3 256H2ZM10 258H11V262H12V256H11V257H10V256H9V257L7 256V259H9V260H8L9 262H10ZM30 260H31V258L28 260V262H29ZM32 260H33V259H32ZM32 260H31V261H32ZM31 261H30V262H31ZM6 262H7V261H6ZM26 263H27V262H26ZM26 263H25V264H26ZM6 264H7V263H6ZM16 264H17V263H16ZM27 264H28V263H27ZM33 264H34V263H33ZM36 264H37V263H36Z\"/></svg>","mask_w":264,"mask_h":264}]
</instances>
